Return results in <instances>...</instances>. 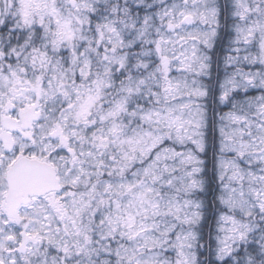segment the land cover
Wrapping results in <instances>:
<instances>
[{"label": "snow or ice", "instance_id": "1", "mask_svg": "<svg viewBox=\"0 0 264 264\" xmlns=\"http://www.w3.org/2000/svg\"><path fill=\"white\" fill-rule=\"evenodd\" d=\"M0 264H264V0H0Z\"/></svg>", "mask_w": 264, "mask_h": 264}]
</instances>
